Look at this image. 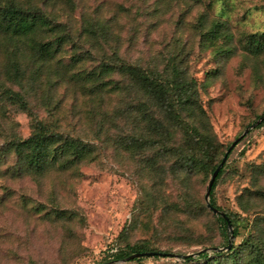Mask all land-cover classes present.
<instances>
[{"label": "rangeland", "instance_id": "1", "mask_svg": "<svg viewBox=\"0 0 264 264\" xmlns=\"http://www.w3.org/2000/svg\"><path fill=\"white\" fill-rule=\"evenodd\" d=\"M15 1L41 9L60 27L20 43L0 32V89L20 92L54 130L91 143L95 157L75 170L52 167L41 175H13L9 170L16 157L9 155L0 166V264H205L183 257L195 259L204 250L213 256L212 248L225 247L206 209L212 174L189 181L173 176L168 169L176 157L171 156L160 158L151 175L146 160L153 152L125 151L117 140L133 130L132 121L112 115L136 103L137 93L106 94L102 100L72 76L110 58L114 48L125 61L149 71L181 62L227 152L264 114V49L257 52L250 45L253 35L264 34V0ZM217 23L221 33L209 36ZM61 35L68 42L57 57L60 63L56 59L38 70L32 45ZM73 46L95 47L96 62L72 63ZM14 61L22 71L20 84L7 74ZM115 80L125 82L119 76ZM0 107V148L11 138L27 139L33 129L29 114L10 101ZM257 127L232 151L215 191L218 207L245 219L236 245L247 236L252 219V213L241 210L239 196L246 189L264 191V126ZM172 139L178 144L180 133ZM246 206L264 212V199H250ZM57 211L73 215L59 219ZM126 245H148L173 255L111 262L110 253Z\"/></svg>", "mask_w": 264, "mask_h": 264}, {"label": "trees", "instance_id": "2", "mask_svg": "<svg viewBox=\"0 0 264 264\" xmlns=\"http://www.w3.org/2000/svg\"><path fill=\"white\" fill-rule=\"evenodd\" d=\"M2 1L0 0V32L8 36L11 41L16 40L20 43L22 38L32 37L37 32L55 31L60 27L52 25L51 19L41 9L24 7L15 0H8L4 4ZM220 27L217 23L208 35L215 37L216 34H220ZM91 32L93 33L92 30ZM103 33L107 31L103 29ZM65 37L61 35L52 42L32 45V51L37 53L35 61L39 63L38 70L42 71L56 59L60 63V58L57 57H60L64 45L68 42ZM250 45L257 52H261L264 49V34L262 36L253 35ZM73 47L76 49L72 57V63L75 65L84 67L87 62H96L91 52L95 47L88 50ZM113 51L110 58H103L92 69L81 70L72 78L81 82L83 88L92 96L102 100L106 94L125 95L133 90L137 93L136 103H130L125 109H116L112 113L114 118L126 117L131 119L133 124V130L128 134L120 135L117 143L129 153L153 152L146 160L151 175L157 170L160 158L175 156V162L168 169L171 175L183 176L185 181L199 174L210 173L213 176L223 161L226 151L222 150L221 144L216 140L205 119L206 114L198 102L196 84L181 68V62H169L163 70L149 71L122 59L116 48ZM10 68V73H7L9 79L20 84L22 71L19 63L14 61ZM115 76L121 77L125 82L115 80ZM5 101L18 104L21 110L29 114L33 125L32 133L27 139L14 137L0 148V166L6 163L9 155L13 154L16 157V163L9 170L13 175L28 173L41 175L52 167L70 171L77 169L85 161L94 159L95 148L91 143L54 130L48 122L36 114L34 108L30 107L29 102L20 92L9 88L0 89V103ZM46 105L50 108L52 102ZM263 117L264 114L258 117V120ZM263 126L264 120L257 128ZM176 133H180L181 137L178 144L172 139V135ZM227 161L211 190L210 203L220 213H224L232 225V232L229 230L226 218L215 215L206 205V209L210 210L215 217L225 241V247L212 248L213 256L204 250L198 253V258L184 256L183 259L189 263L203 261L205 264H264V212L251 210L246 206L250 199H264V191L254 192L246 189L239 196L241 210L245 214L252 213V219L249 222L247 236L239 245H236L240 237V224L245 219L228 210H222L215 199L216 187L224 174ZM187 206L189 207L190 204ZM202 208L205 209V206ZM55 214L59 219L70 218L73 215L67 216L66 211H57ZM127 228L125 227L122 233H125ZM229 246L231 248L227 249ZM216 249L219 250L216 251ZM147 252L164 254V256L156 255L128 262L167 258L173 255L169 251H160L148 245H126L110 253L109 260L111 262L125 261L134 254Z\"/></svg>", "mask_w": 264, "mask_h": 264}, {"label": "water", "instance_id": "3", "mask_svg": "<svg viewBox=\"0 0 264 264\" xmlns=\"http://www.w3.org/2000/svg\"><path fill=\"white\" fill-rule=\"evenodd\" d=\"M264 120V117L261 118L258 122H256V124L252 125L249 129H247L244 134L242 136H240L231 146L230 148L228 149V151L226 152V155L224 156L223 158V161L221 162V164L219 165V167L216 169V171L214 172L211 180H210V183L208 185V189H207V193H206V201H207V206L208 208L215 214V215H221L223 216L224 218L225 215L224 213H220L218 209L214 208L211 203H210V195H211V190L214 186V183L221 171V169L223 168V166L225 165L226 161H227V158H228V155L232 152V150L239 144V142L249 133V131L251 129H254L255 127H257L262 121ZM226 220L228 221V219L226 218ZM229 223V230L230 232H232V225L230 224V222L228 221ZM231 246H229L227 249H230ZM219 249H216V251H218ZM156 255H159V256H164V254H158V253H152V252H147V253H139V254H134L133 256L129 257L127 260H125L124 262H128V261H131V260H134V259H138V258H145V257H154Z\"/></svg>", "mask_w": 264, "mask_h": 264}]
</instances>
